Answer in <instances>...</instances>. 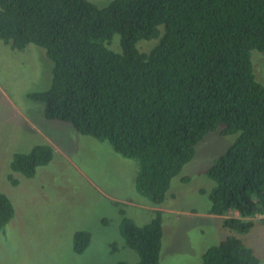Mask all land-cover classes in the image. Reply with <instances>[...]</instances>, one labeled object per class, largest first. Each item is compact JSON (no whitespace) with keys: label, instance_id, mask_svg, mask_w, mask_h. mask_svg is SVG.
Masks as SVG:
<instances>
[{"label":"trees","instance_id":"16d2710c","mask_svg":"<svg viewBox=\"0 0 264 264\" xmlns=\"http://www.w3.org/2000/svg\"><path fill=\"white\" fill-rule=\"evenodd\" d=\"M0 40L46 50L52 84L29 99L45 105L48 120L138 161V192L155 207L209 134L237 135L205 173L214 183L208 214L227 217L224 226L240 234L264 222V85L253 64V52H264V0H0ZM147 42L154 45L142 48ZM54 155L38 145L15 154L11 169L34 178ZM15 214L0 193V231ZM122 235L135 264H162L163 212L144 226L125 220ZM89 242L78 232L76 251ZM201 264L263 263L228 237Z\"/></svg>","mask_w":264,"mask_h":264},{"label":"rangeland","instance_id":"374dc122","mask_svg":"<svg viewBox=\"0 0 264 264\" xmlns=\"http://www.w3.org/2000/svg\"><path fill=\"white\" fill-rule=\"evenodd\" d=\"M89 1L105 7L113 0ZM253 64L264 85V52H253ZM52 70L45 49L31 44L14 50L0 40V193L16 210L0 231V264H135L139 255L122 235V225L129 220L144 226L158 210L163 212L162 264H201L207 249L228 237L240 238L264 264L261 218L240 234L224 226L227 217L208 214L207 196L214 183L205 173L237 135L209 134L173 180L164 204L155 207L138 192V161L121 156L109 142L82 135L69 123L48 120L45 105L29 99V94L50 88ZM43 144L51 145L55 155L36 177L12 171L15 154ZM82 231L90 234V242L78 253L75 236Z\"/></svg>","mask_w":264,"mask_h":264}]
</instances>
